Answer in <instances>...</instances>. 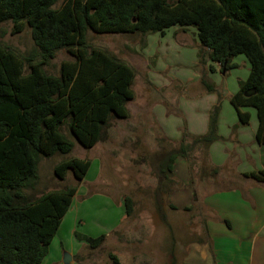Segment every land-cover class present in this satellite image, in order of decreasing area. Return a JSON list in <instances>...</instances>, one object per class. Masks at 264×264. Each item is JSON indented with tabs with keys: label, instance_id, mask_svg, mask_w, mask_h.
Instances as JSON below:
<instances>
[{
	"label": "trees",
	"instance_id": "1",
	"mask_svg": "<svg viewBox=\"0 0 264 264\" xmlns=\"http://www.w3.org/2000/svg\"><path fill=\"white\" fill-rule=\"evenodd\" d=\"M57 1L0 0V24L10 21L12 33L28 25L35 45L24 59L0 46V264H40L77 190L68 185L35 196L40 159L66 155L75 142L91 148L107 137L111 118L128 117L133 69L101 49H89L87 30L164 33L173 26L193 27L209 60L225 70L233 66V57L243 55L249 71L229 101L242 125L249 123L250 112L241 108L255 109V139L264 145V0H62L54 7ZM59 49L72 58L60 62L58 74H49L43 66ZM202 83L208 92L215 91L209 82ZM219 110L218 98L208 113L206 132L193 136L191 144L207 152L222 139ZM185 153L180 147L163 154L160 180L173 181L175 159ZM89 166V159L65 157L53 174L63 180L70 171L78 184ZM242 174L264 182V169ZM123 203L126 218L133 200L124 196ZM75 236L90 248L105 238ZM108 257L112 264H122L116 250Z\"/></svg>",
	"mask_w": 264,
	"mask_h": 264
},
{
	"label": "rangeland",
	"instance_id": "2",
	"mask_svg": "<svg viewBox=\"0 0 264 264\" xmlns=\"http://www.w3.org/2000/svg\"><path fill=\"white\" fill-rule=\"evenodd\" d=\"M61 2L58 0L54 7ZM11 29L10 21L0 24V46L24 59L35 49L31 28L25 25L18 33H12ZM86 41L89 49H101L133 69V99L126 103L128 117L111 118L107 137L91 148L75 142L72 151L66 155L42 157L38 163L39 178L34 195L68 185L77 186L76 197L72 200L86 218L79 230L105 235L99 248L82 250L80 258L85 264H112L108 257L111 250L120 254L122 264H214L204 230L205 209L201 201L193 203L189 209L172 208L171 193L178 188L179 182L174 175L172 182L160 180L158 165L164 153L184 147L183 159L190 170L189 182L195 189L207 192L232 186V183L223 182V177L235 170L233 164L213 167L208 163L206 147L191 144L195 135L188 132L180 108V103L194 107L199 98L213 93L206 90L202 79L212 84L217 99H221V83L218 86L216 80L222 78V68L209 60L193 27L173 26L164 33H96L87 30ZM71 58L65 49H59L43 68L56 75L60 62ZM234 59L236 63L232 62L235 64L232 68L237 70H224V75L237 74L240 78L247 70V63L242 57ZM210 72L215 81L208 76ZM200 101L205 102V99ZM209 101L206 98L203 105L211 103ZM163 113L181 117L180 138L170 139L160 130L158 117ZM65 157L90 160V166L78 184L70 171L63 180L53 174L54 165ZM99 158L102 160L101 176L93 182ZM213 168L218 170L216 175L211 172ZM212 176L214 183L206 182ZM97 191L107 193L101 192V196ZM124 196L132 198L133 210L122 219ZM106 197H112L111 201Z\"/></svg>",
	"mask_w": 264,
	"mask_h": 264
},
{
	"label": "crops",
	"instance_id": "3",
	"mask_svg": "<svg viewBox=\"0 0 264 264\" xmlns=\"http://www.w3.org/2000/svg\"><path fill=\"white\" fill-rule=\"evenodd\" d=\"M236 57H242L246 61L247 70L240 78L237 74L225 76V68L219 65L222 68V78L216 80V84L219 86L221 83L222 97L217 130L222 139L212 142L207 147V161L213 167L233 164L235 170L227 174V177H223V182L232 183V186L207 192L195 189L189 182L190 170L187 161L177 157L173 165V175L179 183L178 188L171 193L170 203L177 209H184V207L191 208L193 203L201 201L202 208L205 209L204 230L209 239L214 264H264V182H258L242 174L251 170L264 169V145L258 144L255 139L258 125L255 109L241 108L250 112L249 123L242 125L229 101V96L238 89V80L245 79L249 71L247 60L243 56ZM236 57L230 60L231 65L235 66L234 58ZM231 70L235 72L237 68L234 67ZM208 76L215 81V76L211 72ZM206 98L210 99L211 103L203 105ZM200 99H205V102H201ZM216 101L217 94L213 92L199 98L194 107H187L180 103L188 132L193 135L206 132L209 109ZM158 119L160 130L162 129L164 134L170 139L180 138L182 126L180 116L163 113ZM101 167L102 160L99 158L98 171L93 182L100 178ZM206 182L214 183V176L208 178ZM201 184L205 185V182ZM101 192L106 191H97L103 196ZM111 198L106 197L109 202ZM102 199L105 200V198ZM79 210V205L72 200L40 264H85L80 254L84 248L90 249V247L85 241L79 240L75 233L91 237L101 233L94 234L86 229L79 230L86 219ZM124 218L125 214L122 215V219ZM114 230L116 227L112 231Z\"/></svg>",
	"mask_w": 264,
	"mask_h": 264
}]
</instances>
